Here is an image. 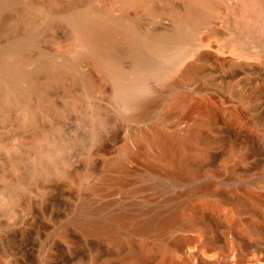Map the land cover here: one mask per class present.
I'll list each match as a JSON object with an SVG mask.
<instances>
[{"label": "rangeland", "instance_id": "1", "mask_svg": "<svg viewBox=\"0 0 264 264\" xmlns=\"http://www.w3.org/2000/svg\"><path fill=\"white\" fill-rule=\"evenodd\" d=\"M238 2L169 39L185 0H0L26 90L0 76V264H264V37L239 53ZM95 18L135 43L90 46Z\"/></svg>", "mask_w": 264, "mask_h": 264}, {"label": "bare ground", "instance_id": "2", "mask_svg": "<svg viewBox=\"0 0 264 264\" xmlns=\"http://www.w3.org/2000/svg\"><path fill=\"white\" fill-rule=\"evenodd\" d=\"M214 1L215 0H185V8L179 15L178 27L171 35L167 37L169 39H180V38H183L185 35H187L188 34L187 27L189 26L193 28L194 26L202 22L205 18L206 11L212 7ZM121 2L123 3V5L134 4V5L141 6V5H147L149 0H121ZM237 11H238V16H239L238 23H239V28H240L239 39L241 40L239 42L240 43L239 53L242 56H246V47L243 43H245L246 40L249 38L253 39V38L264 37V0H239ZM95 19L87 20V22L85 21L83 26L80 28V33H79L80 37H82L86 42H90L89 44L90 46H91V42H95V44H97L98 42H105V43L107 42L108 44L111 43L115 45L114 43H116L119 40L121 41L123 40L131 44L135 43V37L133 35L131 26L127 24L128 22L125 23L122 20H113V19H111L112 21H107V20L105 21V20H99V19L95 20ZM159 40L155 36H152V37L148 36L145 39L147 45L150 48L159 50V51H164L166 49V46L165 44H161ZM97 47H100V46H97ZM97 47H91V52L99 54L100 53L99 49L102 46L100 48H97ZM110 54H111L110 52L107 54L105 52V55H104L105 57L103 58H105L106 67L108 69V72L112 75H115L117 71L116 69L117 67L115 64L116 62L114 63V61L112 60V56H110ZM51 68H54L56 72H59V69L57 67H51ZM0 74H1L0 76L10 75L13 79L12 82L10 81L5 82L8 84V91L5 97L6 100L8 101L13 100L19 95H23L26 92L25 89H21L17 86L16 80L20 76L23 75V72L16 65H7L3 67L0 70ZM120 85L123 86V84H120ZM124 87L126 86H123V88ZM118 88L121 90L119 93L122 94V91L124 90H122V87L121 88L118 87ZM30 118H31V111H27L26 119L28 120ZM156 140L165 146L166 151L167 150L169 151V150H173L174 148L176 149V147L179 148L178 146L180 145L182 141V137L165 134L161 136L160 138L156 137Z\"/></svg>", "mask_w": 264, "mask_h": 264}]
</instances>
